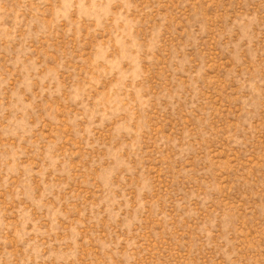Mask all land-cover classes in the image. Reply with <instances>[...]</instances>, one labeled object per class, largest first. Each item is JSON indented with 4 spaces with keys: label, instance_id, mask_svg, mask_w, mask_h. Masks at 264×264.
Listing matches in <instances>:
<instances>
[{
    "label": "rangeland",
    "instance_id": "obj_1",
    "mask_svg": "<svg viewBox=\"0 0 264 264\" xmlns=\"http://www.w3.org/2000/svg\"><path fill=\"white\" fill-rule=\"evenodd\" d=\"M0 264H264V0H0Z\"/></svg>",
    "mask_w": 264,
    "mask_h": 264
}]
</instances>
